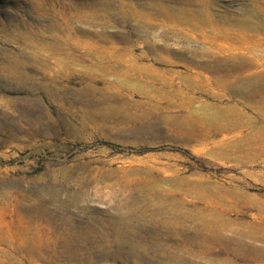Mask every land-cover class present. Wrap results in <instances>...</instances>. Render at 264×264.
Here are the masks:
<instances>
[{
	"label": "rangeland",
	"instance_id": "obj_1",
	"mask_svg": "<svg viewBox=\"0 0 264 264\" xmlns=\"http://www.w3.org/2000/svg\"><path fill=\"white\" fill-rule=\"evenodd\" d=\"M92 78L141 117L85 121ZM261 228L264 0H0V264H264Z\"/></svg>",
	"mask_w": 264,
	"mask_h": 264
},
{
	"label": "bare ground",
	"instance_id": "obj_2",
	"mask_svg": "<svg viewBox=\"0 0 264 264\" xmlns=\"http://www.w3.org/2000/svg\"><path fill=\"white\" fill-rule=\"evenodd\" d=\"M160 11L163 12L164 9L160 8ZM72 59L74 58L72 57ZM136 60L133 61L132 58H128V59L115 58V57L105 58L103 56H99L98 59H96V61L93 63L94 65L93 64L92 65L100 70L99 72H100L101 77H104V76L106 77V75L109 74L110 76H114V78H116L117 80L120 78L119 79L120 81L118 82L121 84V87L122 86L123 88L125 87L124 90L132 93L135 91V89L137 90L138 87H141V85H145V86L148 85L147 82H145L144 84H141L140 80L135 79L132 76L128 75L129 71L131 70L136 71L138 73L139 71L144 69L143 66L136 65L137 63ZM145 69H147V67ZM94 79L95 78L89 79L86 85L87 88L88 86H90V89L88 88L90 92L89 91L88 92L91 93V95L89 94L91 97V100H88L87 96L82 95L83 93L86 94L85 92L86 87L85 89H82L80 92L76 94L77 97L76 96L74 97L75 99L77 98L78 101L84 104V110L81 113V116L82 118H84L85 121L98 124V123L107 122L111 119L126 120V119H132V117L134 119H138L139 117H141V115L137 113L133 114L131 112H126L127 110H129L130 106L133 107L134 103L129 102V98H127L126 96L125 97L120 96L123 88L119 86L117 87L118 90H116L117 89L116 87L115 89L112 86H110V83L106 81L107 79L102 81L103 86L105 87L97 88ZM114 89L116 93L111 91V90L114 91ZM49 94L51 95L52 99L57 102L61 101L62 103L64 102L66 103L69 100V99H66L64 95V91H61V88H58V87H55L53 90L50 89ZM95 95H98L99 98L96 99ZM137 105H141V103L139 104L137 103ZM61 109L63 110L62 106H61ZM250 234L252 236L264 239V229L262 228L258 229V233H250Z\"/></svg>",
	"mask_w": 264,
	"mask_h": 264
}]
</instances>
